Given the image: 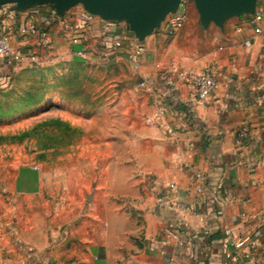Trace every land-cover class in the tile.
Instances as JSON below:
<instances>
[{"label": "crops", "instance_id": "crops-1", "mask_svg": "<svg viewBox=\"0 0 264 264\" xmlns=\"http://www.w3.org/2000/svg\"><path fill=\"white\" fill-rule=\"evenodd\" d=\"M195 11L175 38L159 35V28L142 43L125 23L104 21L82 6L63 17L52 6L0 7V27L12 28L11 42L24 54L44 51L50 55L43 63H56L83 60L77 52L88 51L89 61L116 62L127 56L112 48L122 39L142 48L136 68L146 83L145 126L125 156L109 155L130 161L125 171L109 174V185H102L106 173L89 191L81 175L19 170L13 190L0 195V264H232V243L257 229L262 236L250 264H264V22L261 34L249 15L223 29L211 24L213 47L190 52ZM28 21L37 25V34L21 35ZM7 65L0 57V69ZM207 66L215 69L218 86L200 102L178 68L200 73ZM134 102L139 108L137 98ZM159 108L173 133L147 123ZM243 131L247 136L241 137ZM26 169L37 176H27ZM122 174L129 184L124 189L118 186ZM196 174L203 179L197 181ZM171 183L176 192L168 189ZM160 196L166 198L162 208ZM177 200L194 214L173 210Z\"/></svg>", "mask_w": 264, "mask_h": 264}, {"label": "rangeland", "instance_id": "rangeland-1", "mask_svg": "<svg viewBox=\"0 0 264 264\" xmlns=\"http://www.w3.org/2000/svg\"><path fill=\"white\" fill-rule=\"evenodd\" d=\"M189 8L191 16L192 2ZM195 12L189 51L197 47L209 52L210 27L205 29ZM49 55L43 51L35 55V63L0 69V195L5 197L19 170L28 166L51 176L81 175L89 181V191L93 180L106 173L102 185H109V174L125 171L130 162L109 160V155L125 156L138 129L145 126L143 78L128 56L116 62L100 58L43 63ZM23 172L37 176L29 169ZM118 184L122 189L129 186L123 174Z\"/></svg>", "mask_w": 264, "mask_h": 264}, {"label": "built area", "instance_id": "built-area-1", "mask_svg": "<svg viewBox=\"0 0 264 264\" xmlns=\"http://www.w3.org/2000/svg\"><path fill=\"white\" fill-rule=\"evenodd\" d=\"M190 18V8L189 1L182 0L178 11L176 13L170 14L162 27L156 32L161 36H164L166 39L175 38L178 33L186 26ZM249 24L254 28L256 34H261L263 32V22H264V9L257 8L255 14L249 15L247 17ZM12 28L7 30L0 27V57L6 59L8 65L22 63L25 60H29L31 63H35L37 60L35 55H26L21 50L16 49L11 42V33ZM20 33L23 36L30 34H37L38 27L34 21H28L23 27L20 28ZM75 43L77 40H74ZM113 50L126 51V55L131 60L133 66L137 67L136 58L142 55V48L140 46L131 47L126 45L122 39H118L113 43ZM79 58L89 61L91 55L88 51H79L76 54ZM181 74L185 75L187 81L194 87L197 92V97L200 102H206L212 93L216 90L218 86L216 72L214 68H209L204 72H194L186 70L184 68H178ZM141 86L145 88V81L142 82ZM147 123L150 126L161 127L167 130L169 133H173V129L168 127L166 119V111L163 108H159L155 113L147 117ZM247 136V131L241 132V137ZM197 181L202 180V174H196ZM224 183L219 184L218 189L222 190ZM168 189L171 192L177 191V184L171 183L168 186ZM198 193H203L201 187H197ZM158 206L160 208L164 207L166 204V198L160 196L157 200ZM173 210H178L182 214H194L190 206L185 203L177 200L175 205L172 206ZM219 216L223 215L222 211L218 212ZM226 234L230 235V230H226ZM262 236L261 230L257 229L250 234H247L237 242H233L232 245L235 248V253L231 256L232 264H250V260L253 256V250L258 246L259 239ZM248 248L246 253H243V249Z\"/></svg>", "mask_w": 264, "mask_h": 264}, {"label": "water", "instance_id": "water-1", "mask_svg": "<svg viewBox=\"0 0 264 264\" xmlns=\"http://www.w3.org/2000/svg\"><path fill=\"white\" fill-rule=\"evenodd\" d=\"M182 0H0V7L15 5L20 11L38 6H52L63 17L71 9L82 6L92 16L104 21L123 22L140 41L144 42L161 28L166 18L178 11ZM195 6L201 25L211 24L223 29L233 18L255 14L264 0H188Z\"/></svg>", "mask_w": 264, "mask_h": 264}]
</instances>
